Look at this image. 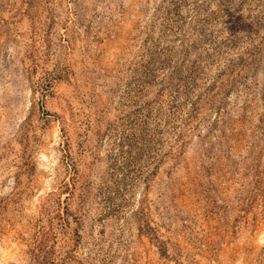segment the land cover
<instances>
[{"label":"rangeland","instance_id":"obj_1","mask_svg":"<svg viewBox=\"0 0 264 264\" xmlns=\"http://www.w3.org/2000/svg\"><path fill=\"white\" fill-rule=\"evenodd\" d=\"M0 264H264V0H0Z\"/></svg>","mask_w":264,"mask_h":264}]
</instances>
